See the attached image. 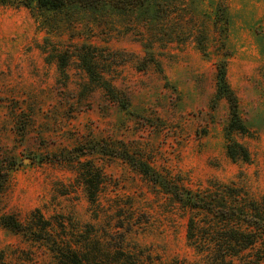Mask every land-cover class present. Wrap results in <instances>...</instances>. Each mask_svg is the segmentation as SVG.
Masks as SVG:
<instances>
[{
    "label": "rangeland",
    "instance_id": "rangeland-1",
    "mask_svg": "<svg viewBox=\"0 0 264 264\" xmlns=\"http://www.w3.org/2000/svg\"><path fill=\"white\" fill-rule=\"evenodd\" d=\"M83 46L97 49L93 68L112 93L90 82ZM223 59L244 127L232 139L248 163L225 155ZM113 151L192 190L235 182L264 198V0H151L120 18L0 4V217L38 209L90 222L75 172L89 164L102 180L94 224L121 223L129 246L164 264L193 261L178 208ZM0 264L56 263L0 226Z\"/></svg>",
    "mask_w": 264,
    "mask_h": 264
},
{
    "label": "trees",
    "instance_id": "trees-1",
    "mask_svg": "<svg viewBox=\"0 0 264 264\" xmlns=\"http://www.w3.org/2000/svg\"><path fill=\"white\" fill-rule=\"evenodd\" d=\"M13 0H0L1 5ZM26 7L43 12H60L81 8L117 18L147 9L151 0H18ZM165 5L161 4L160 8ZM158 11V8L155 10ZM77 55L90 82L112 93V89L98 73L95 64L97 49L83 46ZM203 50V49H202ZM226 56V55H222ZM65 64L58 67L63 72ZM216 97L228 103L230 119L224 128L225 155L233 162H249L246 149L232 139L233 133H243L244 127L237 112L236 98L226 81L225 59L215 64ZM113 156L128 162L141 175L167 195L185 219V241L196 258L193 261L173 259L168 264H260L264 261V198L254 199L244 186L235 182L210 181L206 187L192 190L179 179L162 176L144 161L113 151ZM75 171L83 186L90 207V222H81L68 214L45 217L40 210L26 219L0 217V226L38 245L56 264H164L145 249L128 245L121 236V223L109 221L105 227L94 224L98 220V196L102 180L91 165L78 163ZM1 190V185H0Z\"/></svg>",
    "mask_w": 264,
    "mask_h": 264
}]
</instances>
